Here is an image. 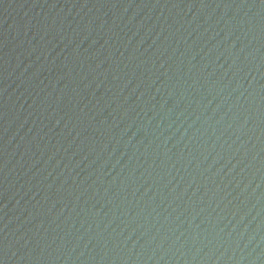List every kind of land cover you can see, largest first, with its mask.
<instances>
[{
    "label": "water",
    "instance_id": "water-1",
    "mask_svg": "<svg viewBox=\"0 0 264 264\" xmlns=\"http://www.w3.org/2000/svg\"><path fill=\"white\" fill-rule=\"evenodd\" d=\"M0 264H264V0H0Z\"/></svg>",
    "mask_w": 264,
    "mask_h": 264
}]
</instances>
